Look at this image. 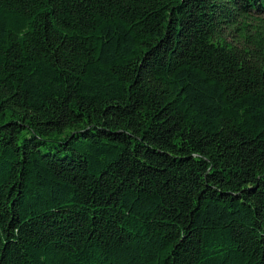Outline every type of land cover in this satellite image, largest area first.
Returning <instances> with one entry per match:
<instances>
[{
    "label": "trees",
    "instance_id": "16d2710c",
    "mask_svg": "<svg viewBox=\"0 0 264 264\" xmlns=\"http://www.w3.org/2000/svg\"><path fill=\"white\" fill-rule=\"evenodd\" d=\"M0 264H264V0H0Z\"/></svg>",
    "mask_w": 264,
    "mask_h": 264
}]
</instances>
